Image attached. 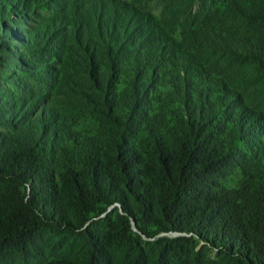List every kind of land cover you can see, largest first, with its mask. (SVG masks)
Returning <instances> with one entry per match:
<instances>
[{
  "label": "trees",
  "instance_id": "16d2710c",
  "mask_svg": "<svg viewBox=\"0 0 264 264\" xmlns=\"http://www.w3.org/2000/svg\"><path fill=\"white\" fill-rule=\"evenodd\" d=\"M15 1L0 0V70L17 62L35 76L12 51L40 42L15 24L27 25ZM194 1L161 0L163 14ZM197 2L170 15L189 20L184 46L199 57L158 101L140 78L122 97L92 95L83 106L98 113L95 134L76 135L48 107L0 99V264H217L200 244L232 264H264V114L212 73L242 65L249 80L264 78V0ZM210 56L225 61L206 67ZM233 170L230 189L222 180ZM49 235L80 251L44 259Z\"/></svg>",
  "mask_w": 264,
  "mask_h": 264
},
{
  "label": "rangeland",
  "instance_id": "374dc122",
  "mask_svg": "<svg viewBox=\"0 0 264 264\" xmlns=\"http://www.w3.org/2000/svg\"><path fill=\"white\" fill-rule=\"evenodd\" d=\"M224 1L207 5L213 10ZM15 2L18 10L25 11L27 25L15 24L28 34H36L40 42L38 46L34 44L33 50L14 44L12 51L38 74H24L17 62L0 70V99L8 104L22 100L30 107H48L59 120L67 117V125L76 135L96 133L98 113L83 106L94 99L92 95L107 96L109 100L114 96L122 97L140 78V84L145 80L144 91H148V97L158 101L163 98L164 91L177 85V76L185 72L188 56L199 57L192 48H185L186 45L190 47V43L182 32L189 20L183 17L174 20L171 16L177 10L195 12L199 5L197 0L189 6H179L175 2L164 14L161 0ZM0 57L3 59L5 54ZM223 61L221 58L212 60L210 56L205 58L204 65L214 68L216 63L221 65ZM232 70L221 67L212 73L234 83L248 105L264 114V78L249 80L243 75L242 65L238 72ZM156 105L150 104L149 113ZM0 131L7 132L2 128ZM239 180V170H233L222 184L231 189ZM159 237L173 238V235ZM152 240L142 238L143 242ZM55 243L54 235H49L40 244L44 259L69 257L80 251L77 244ZM203 247L200 244L197 250L209 260L232 264L218 251ZM13 263L23 264L18 259Z\"/></svg>",
  "mask_w": 264,
  "mask_h": 264
}]
</instances>
